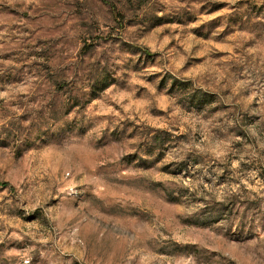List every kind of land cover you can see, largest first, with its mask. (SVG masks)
<instances>
[{
    "label": "rangeland",
    "instance_id": "rangeland-1",
    "mask_svg": "<svg viewBox=\"0 0 264 264\" xmlns=\"http://www.w3.org/2000/svg\"><path fill=\"white\" fill-rule=\"evenodd\" d=\"M0 264H264V0H0Z\"/></svg>",
    "mask_w": 264,
    "mask_h": 264
},
{
    "label": "trees",
    "instance_id": "trees-1",
    "mask_svg": "<svg viewBox=\"0 0 264 264\" xmlns=\"http://www.w3.org/2000/svg\"><path fill=\"white\" fill-rule=\"evenodd\" d=\"M108 85H109V83H107V84H106V83H103V87H102V89H103V88H106Z\"/></svg>",
    "mask_w": 264,
    "mask_h": 264
}]
</instances>
